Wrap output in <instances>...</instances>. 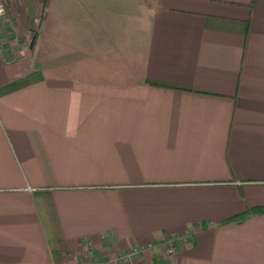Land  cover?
Instances as JSON below:
<instances>
[{
  "label": "crops",
  "instance_id": "obj_1",
  "mask_svg": "<svg viewBox=\"0 0 264 264\" xmlns=\"http://www.w3.org/2000/svg\"><path fill=\"white\" fill-rule=\"evenodd\" d=\"M1 1L0 264H264V0Z\"/></svg>",
  "mask_w": 264,
  "mask_h": 264
},
{
  "label": "built area",
  "instance_id": "obj_2",
  "mask_svg": "<svg viewBox=\"0 0 264 264\" xmlns=\"http://www.w3.org/2000/svg\"><path fill=\"white\" fill-rule=\"evenodd\" d=\"M7 9V5L0 0V20L7 13ZM165 249L169 253L173 252L175 250L174 242L172 240L167 241ZM138 253L139 249L137 247H130L128 250L117 254L115 260L120 264H137L135 260Z\"/></svg>",
  "mask_w": 264,
  "mask_h": 264
},
{
  "label": "trees",
  "instance_id": "obj_3",
  "mask_svg": "<svg viewBox=\"0 0 264 264\" xmlns=\"http://www.w3.org/2000/svg\"><path fill=\"white\" fill-rule=\"evenodd\" d=\"M251 213H260V212H264V207H256L253 208L252 210H250Z\"/></svg>",
  "mask_w": 264,
  "mask_h": 264
}]
</instances>
